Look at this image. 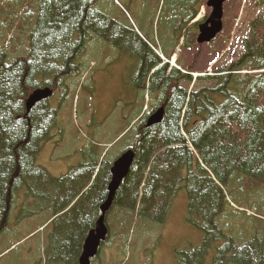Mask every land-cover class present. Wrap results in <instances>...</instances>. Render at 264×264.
<instances>
[{"label":"trees","instance_id":"trees-1","mask_svg":"<svg viewBox=\"0 0 264 264\" xmlns=\"http://www.w3.org/2000/svg\"><path fill=\"white\" fill-rule=\"evenodd\" d=\"M201 2H169V18L177 24L173 35L182 31L177 43ZM35 4L36 0H4L0 12V61L7 58L0 63V135L9 137V149L16 141L20 144L7 151L0 140L4 170L9 166L0 173V232L13 212V219H21L36 214L34 207H53L45 264H78L86 233L101 216L110 168L119 155L108 159L102 150L100 162V153L89 147L75 167L52 177L35 157L42 139L57 129L58 109L43 110L37 103L26 111L24 102L37 89L54 90L68 71L85 70L80 57L88 43L100 38L134 58L130 90L147 91L149 102L155 101L151 110H164L159 125L145 126L150 110L137 125L120 132L121 152L131 149L135 158L105 216L109 238L104 248L122 254L134 230L153 231L165 223L173 201L185 192V221L202 240L198 248L177 252L175 264H264V0L256 2L263 10L247 24L240 57L214 76L197 78L202 85L181 62L179 70L168 75V65L150 48L148 32L138 36L124 12L113 20L97 11L96 0H40L32 8ZM100 25L102 31L96 30ZM175 46L162 50L164 58L172 57ZM181 81L195 88H184ZM124 92L130 96L127 89ZM19 93L23 102L17 100ZM28 117L27 133L17 135ZM45 203L50 205L45 208ZM248 221L254 231L245 238L238 224ZM237 238L245 239L239 243Z\"/></svg>","mask_w":264,"mask_h":264},{"label":"rangeland","instance_id":"rangeland-1","mask_svg":"<svg viewBox=\"0 0 264 264\" xmlns=\"http://www.w3.org/2000/svg\"><path fill=\"white\" fill-rule=\"evenodd\" d=\"M170 1L96 0L95 7L98 12L113 20L120 15V12H124L135 33L139 35V32H148L152 43L155 42V45L151 44L152 48L158 51L161 43L165 44L164 47L161 45V51L167 52L176 45L177 50L168 63L166 59L160 57L162 63L168 65L167 74L171 75L177 70L176 62H181L185 67L191 68L188 69L192 72L190 76L197 82H199L198 77L214 76L215 71L222 72L239 57L247 23L255 12L263 10L256 7L257 0H228L223 8L224 28L216 40L210 44L198 45L196 42L198 31L193 28L194 25H189L185 28L183 38L178 44L177 40L182 31L173 35V28L177 24L174 23L175 20L169 18ZM206 2L207 0L201 2L203 7L197 14V18L202 14L199 20L205 19L210 14ZM3 5L4 0H0V12ZM36 7L37 4L32 6V8ZM134 21L140 22L143 27L138 25L140 28H136ZM100 23L102 21H98V24ZM96 30L102 31V25ZM184 39L185 47L181 50ZM23 47L25 52L24 41ZM10 52L15 55V52ZM158 53L161 55L160 52ZM12 59L13 57H10L8 60L11 62ZM133 59L128 52L105 43L103 39H94L88 43L86 52L80 57V62L86 69L83 68L78 73L68 71L66 79L57 84L51 97L40 103L43 110L47 106L58 109L57 128L59 129L54 128L49 131L51 134L48 133L47 137L42 139L43 141L39 143L40 153L35 157L36 164L46 169L49 175L58 177L66 174L87 156L89 147L98 148L101 152L105 148L111 158L122 154L120 152L123 148L122 141L117 143L118 138L115 139L118 133L127 125H137L151 110V106L155 105V101L149 102L151 96L147 91L134 93L130 90L132 74L136 70ZM6 61L7 58L3 57L0 63ZM179 84L191 91L195 88L192 85L189 87L184 81ZM126 89L130 96L124 92ZM19 97L17 100L23 102L21 93ZM9 100L15 101L16 98L9 96ZM133 117L134 120L131 122ZM27 119H29L26 120L27 125L19 129L17 135L27 133L31 121L29 117ZM39 123L40 121L32 122L34 126ZM8 138L0 135L3 148L9 145L5 142ZM15 143L11 145V149L8 146L5 150L12 151L15 147L18 149L20 144ZM100 157L102 159V155ZM4 162L6 160L3 159L0 151V173L9 168L8 166L4 170ZM49 205L50 203H45L44 207ZM51 208L38 211V208L34 207L32 212L36 214L31 217L26 215L21 219H13L17 217L16 212H13L12 217H14L10 215L7 218L0 232V264H45L44 252L53 231V217L50 218L53 207ZM186 210V193L180 192L172 203L165 223L153 231L147 230L149 228L134 230L129 236L130 246H126L122 254L114 253L111 247H101L92 264H120L124 260H127L125 264H170V260L175 264L177 252L189 251L201 246L202 235L186 223ZM250 225L251 222L247 225L246 222L238 224V228H243L245 231L243 232L245 238L254 231ZM237 240L240 241L239 243L243 242L239 238Z\"/></svg>","mask_w":264,"mask_h":264},{"label":"water","instance_id":"water-1","mask_svg":"<svg viewBox=\"0 0 264 264\" xmlns=\"http://www.w3.org/2000/svg\"><path fill=\"white\" fill-rule=\"evenodd\" d=\"M226 0H208L206 6L211 9V14L207 20L198 25V44H208L212 42L222 31L223 4ZM51 95L50 89L34 91L26 100L25 107L28 111L32 107L48 98ZM164 110L160 108L149 116L146 121V127L159 125L163 119ZM135 153L128 150L122 153L114 162L110 169L111 180L108 184V195L105 202L101 205V216L97 220L95 227L90 231L83 243L82 252L78 260V264H90V260L98 255L100 245L106 240L108 229L105 225V215L110 211L115 193L128 176Z\"/></svg>","mask_w":264,"mask_h":264},{"label":"flooded vegetation","instance_id":"flooded-vegetation-1","mask_svg":"<svg viewBox=\"0 0 264 264\" xmlns=\"http://www.w3.org/2000/svg\"><path fill=\"white\" fill-rule=\"evenodd\" d=\"M39 1H40V0H36V4H37V6H38ZM89 2H90V0H89ZM89 6H90V4L88 5V9H86L87 12H90V9H91V8H90Z\"/></svg>","mask_w":264,"mask_h":264}]
</instances>
